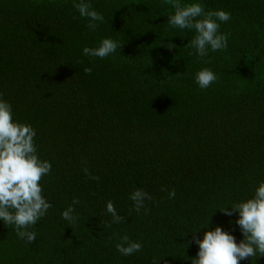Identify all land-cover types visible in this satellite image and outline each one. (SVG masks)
I'll return each instance as SVG.
<instances>
[{
	"label": "trees",
	"instance_id": "obj_1",
	"mask_svg": "<svg viewBox=\"0 0 264 264\" xmlns=\"http://www.w3.org/2000/svg\"><path fill=\"white\" fill-rule=\"evenodd\" d=\"M182 2L230 13L219 22L226 50L200 58L194 30L170 27L174 9L162 0H91L104 16L95 31L73 0H0V96L52 164L40 181L52 207L29 229L36 242L0 219V264H192L194 238L209 229L244 239L239 212L219 208L264 181V0ZM105 37L123 47L103 59L83 53ZM205 67L218 80L201 89ZM136 189L152 197L147 214L134 210ZM73 198L72 229L62 212ZM109 200L125 222L111 224ZM125 234L142 250L119 253Z\"/></svg>",
	"mask_w": 264,
	"mask_h": 264
},
{
	"label": "clouds",
	"instance_id": "obj_2",
	"mask_svg": "<svg viewBox=\"0 0 264 264\" xmlns=\"http://www.w3.org/2000/svg\"><path fill=\"white\" fill-rule=\"evenodd\" d=\"M162 3L174 9V13L168 17L170 27L194 30L195 35L188 44L200 58L206 57L209 49L213 52L227 49L228 37L219 32V22L229 21L230 13L225 10L206 11L199 2L162 0ZM73 5L81 17L88 19L87 27L90 30L95 31L98 22L104 21L103 14L93 8L91 0H73ZM122 47L114 39L105 37L96 47L85 46L83 53L103 59ZM83 71L91 74L92 68L85 67ZM217 80V75L207 67L195 74V81L201 89L209 88ZM35 136L36 130L30 124L14 119L12 105L0 96V219L10 227L14 226L17 236L28 243L36 242L37 237V233L29 229L52 207L43 195L40 183L50 174L52 164L38 155ZM83 171L91 179L99 180L98 176H91L86 167ZM168 195L174 198L175 190ZM130 199L134 202L135 212L144 209L147 214L150 211L145 207V201L152 197L143 189L134 190ZM79 202L78 198H73V204L62 212V218L72 229L78 219L73 214L74 205ZM219 209L227 215L233 211L239 212L236 224L242 229L244 239L237 243L235 236L219 225L214 230L209 229L202 240L198 236L194 238L199 251L196 257H192V264H240L241 260L249 257L264 256V181L255 188L252 197L231 205V210L229 207ZM106 212L112 216L111 224L125 222V217L117 214L111 200L107 202ZM102 224L111 227L106 221H102ZM116 249L122 255L129 256L141 251L142 244L125 234L116 244ZM160 259L153 258V262Z\"/></svg>",
	"mask_w": 264,
	"mask_h": 264
}]
</instances>
